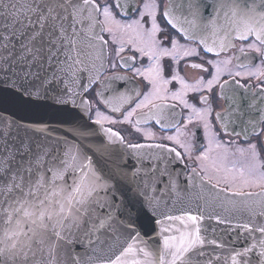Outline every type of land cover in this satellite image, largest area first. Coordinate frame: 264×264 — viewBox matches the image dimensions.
Listing matches in <instances>:
<instances>
[{
    "label": "snow or ice",
    "instance_id": "1",
    "mask_svg": "<svg viewBox=\"0 0 264 264\" xmlns=\"http://www.w3.org/2000/svg\"><path fill=\"white\" fill-rule=\"evenodd\" d=\"M0 264H264V0H0Z\"/></svg>",
    "mask_w": 264,
    "mask_h": 264
},
{
    "label": "water",
    "instance_id": "2",
    "mask_svg": "<svg viewBox=\"0 0 264 264\" xmlns=\"http://www.w3.org/2000/svg\"><path fill=\"white\" fill-rule=\"evenodd\" d=\"M16 111L18 116H24L28 119L47 121L49 129L52 130L53 134L55 135H63L67 127L66 125H61L56 122L59 119V114L56 113L53 108H46V107L25 108V109H18ZM177 167L178 170H180L182 173L187 171L184 169V166L182 164L178 165ZM181 180H183L185 183L187 182L183 175L181 176ZM212 223L214 224L215 222L213 221ZM223 227H224L223 225L218 226V228H223Z\"/></svg>",
    "mask_w": 264,
    "mask_h": 264
},
{
    "label": "flooded vegetation",
    "instance_id": "3",
    "mask_svg": "<svg viewBox=\"0 0 264 264\" xmlns=\"http://www.w3.org/2000/svg\"><path fill=\"white\" fill-rule=\"evenodd\" d=\"M118 71H123L122 69H118ZM184 74V73H182ZM187 74L189 76L195 75V70H187ZM178 86V85H177ZM116 127H120V126H116ZM126 127V126H125Z\"/></svg>",
    "mask_w": 264,
    "mask_h": 264
}]
</instances>
